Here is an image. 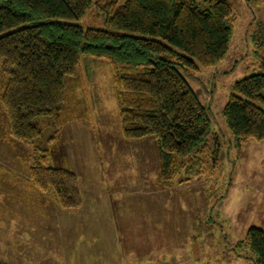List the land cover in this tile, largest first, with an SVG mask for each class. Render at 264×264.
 <instances>
[{"label": "rangeland", "instance_id": "374dc122", "mask_svg": "<svg viewBox=\"0 0 264 264\" xmlns=\"http://www.w3.org/2000/svg\"><path fill=\"white\" fill-rule=\"evenodd\" d=\"M227 1L236 15L227 57L187 72L211 119L209 143L219 152L217 162L201 174L191 172V180L186 181L182 171L171 187L157 182L162 160L156 144L148 141L151 138L130 140L122 134L108 62L81 57L72 93L77 98L76 114L65 122L50 163L78 175L83 204L98 200L107 207L103 212L114 216L122 232H117L120 249L112 250L115 264H131L127 263L128 252L140 264H150L147 259L157 247H176L189 255L198 252L199 264L226 258L225 249L235 246L245 256L254 257L243 241L250 227L264 230V139L239 142L228 127L224 108L233 84L260 72L264 0ZM78 24L105 25L94 6ZM68 103L75 105L73 100ZM6 122L0 105V165L7 167L0 172V263L63 264L58 257L64 252V264H113L107 254L115 239L105 238L110 231L94 234L95 240L88 232L72 237L73 231L64 229L72 237L65 240L49 225L47 218L57 203L29 182L28 167L34 156L26 144L4 139L1 133ZM75 210L65 211L72 215ZM136 249H144L142 257Z\"/></svg>", "mask_w": 264, "mask_h": 264}, {"label": "trees", "instance_id": "16d2710c", "mask_svg": "<svg viewBox=\"0 0 264 264\" xmlns=\"http://www.w3.org/2000/svg\"><path fill=\"white\" fill-rule=\"evenodd\" d=\"M92 6L104 27L78 24ZM235 22L227 0H0L1 134L31 149L29 182L63 210L83 204L78 175L50 163L76 114L82 56L108 62L125 138H154L159 184L171 187L182 171L188 181L214 165L211 119L187 72L227 57ZM258 57L260 72L237 80L224 108L239 142L264 139V54ZM243 242L254 264H264V230L250 227Z\"/></svg>", "mask_w": 264, "mask_h": 264}, {"label": "crops", "instance_id": "0c3cea01", "mask_svg": "<svg viewBox=\"0 0 264 264\" xmlns=\"http://www.w3.org/2000/svg\"><path fill=\"white\" fill-rule=\"evenodd\" d=\"M151 137H147L145 139H148ZM154 138H151L150 141L151 143H155ZM127 140V139H126ZM132 140V139H130ZM147 141V140H146ZM161 161V160H160ZM85 188V186L83 185ZM94 194V193H93ZM93 199V198H92ZM52 202L54 201L53 199L51 200ZM55 202V201H54ZM56 203V202H55ZM56 207V210L53 215L48 216L49 218L50 226H54L57 229V233L65 240L71 239L72 237H79L82 233L88 232V235L90 237H94L96 240V236L94 234H102L101 232L110 231V234L105 237L106 239H115V242L111 243L110 247V254H107L108 261L110 263L115 264V259H114V252L112 251L113 248L115 249H120V241H119V234L122 232H118V225L117 222L114 219V216L108 215L107 213H104L103 211L107 209L103 203L98 202V200H89L88 202H84L83 207L81 210L77 209L72 212H66L65 210L61 209L57 204L53 205ZM169 219V218H165ZM165 223L167 224V221L165 220ZM116 224V225H115ZM48 227V222L45 225ZM43 226V227H45ZM64 229L73 231L71 234L72 237L68 234H64ZM118 232V233H117ZM118 235H115V234ZM71 237V238H70ZM238 244V243H237ZM100 245L97 246V248H101ZM90 247V246H89ZM67 251V250H64ZM136 252H138V256H143L144 254V249H136ZM64 253V252H63ZM62 253V254H63ZM90 253V252H89ZM131 252H128L127 257L128 261L127 263L131 264H140L138 258L130 257L131 255L129 254ZM205 255H209L208 252H203ZM61 254V257L59 256L58 259L63 260L64 264V256ZM124 252L122 253V255ZM231 254V255H230ZM200 254L197 252L195 254L189 255L186 252H182L180 249H177L176 247L169 249L168 250H160L158 247L156 249V252L152 254L147 260L148 263L150 264H199L200 259ZM223 255H227L228 257L226 258H220L218 261H215L213 264H254V257L253 256H245L242 252L237 251L236 246L234 248H226ZM22 257V256H21ZM209 258V257H208ZM207 259V258H206ZM211 259V258H210ZM206 264V260L204 261ZM28 263H30L28 261Z\"/></svg>", "mask_w": 264, "mask_h": 264}]
</instances>
